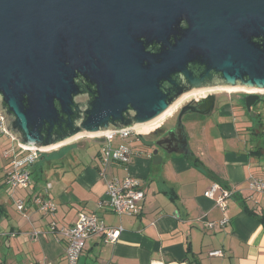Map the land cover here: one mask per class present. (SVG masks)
Masks as SVG:
<instances>
[{
  "label": "water",
  "instance_id": "water-1",
  "mask_svg": "<svg viewBox=\"0 0 264 264\" xmlns=\"http://www.w3.org/2000/svg\"><path fill=\"white\" fill-rule=\"evenodd\" d=\"M217 87L254 89L239 97L256 115L264 0H0V114L21 146L105 144L103 133ZM214 104L209 94L185 105L178 124Z\"/></svg>",
  "mask_w": 264,
  "mask_h": 264
},
{
  "label": "crops",
  "instance_id": "crops-1",
  "mask_svg": "<svg viewBox=\"0 0 264 264\" xmlns=\"http://www.w3.org/2000/svg\"><path fill=\"white\" fill-rule=\"evenodd\" d=\"M234 93H209L214 108L203 116L210 128L194 150L184 129V151L166 150L150 137L116 135L122 142L110 141L111 148L126 144L130 160H109L106 167L105 144L90 161L57 147L33 164L28 190L5 183L6 160L0 168V264H62L66 240L60 231L74 224L79 211L94 212L106 227L121 230L114 242L88 237L77 264H264V192L248 185L250 177L264 175V117L248 116ZM128 174L139 178L145 196L138 214L118 215L104 203L105 179ZM213 182L229 190L225 210L204 195ZM42 200L56 205L54 213L39 209ZM214 250L221 254L209 255Z\"/></svg>",
  "mask_w": 264,
  "mask_h": 264
},
{
  "label": "built area",
  "instance_id": "built-area-1",
  "mask_svg": "<svg viewBox=\"0 0 264 264\" xmlns=\"http://www.w3.org/2000/svg\"><path fill=\"white\" fill-rule=\"evenodd\" d=\"M245 93V92H244ZM209 95L206 93L204 96L190 98L186 101L195 102L200 101L202 98ZM177 110V109H176ZM175 110V111H176ZM174 111V112H175ZM173 112L168 115L160 124L163 125L165 120L171 116ZM0 131L10 136L15 141V146H11L4 151V158L7 160L6 169L4 170V180L10 189L27 188L30 185V169L42 153L49 152L50 150H42L39 148H28L21 146L17 140L6 130L4 118L0 114ZM127 138L134 135L145 136L147 134L138 133L136 128L124 129L118 132L108 131L102 134L106 139L104 146V159L102 165L106 167L109 160L117 161L121 164H127L130 160L131 149L126 144H120L117 148H111L110 140L114 136ZM52 150V149H51ZM105 169L100 173V177L105 178ZM106 200L105 204L111 209L112 212L118 215H136L140 211V204L144 199V192L140 187L139 178L126 175L122 179L106 178ZM249 189L254 192H264V175L262 177H250ZM229 190L222 187L218 182H213L210 187L204 192L208 198L214 199L216 205L222 210L227 208V199L229 197ZM17 209L22 211L23 204L18 203ZM39 209L44 213H54L56 205L50 200H42L39 203ZM25 215V213H24ZM228 218L220 221L221 224L227 223ZM213 225V223H208ZM55 224H51V230L55 228ZM121 228L106 227L99 216L94 213L79 211L77 218L73 225L61 229V234L66 240L65 258L62 264H77L78 259L84 248L85 240L92 234H98L102 237L103 242H114L119 235ZM220 250L210 251L209 255H220ZM48 264V263H43ZM51 264V263H50ZM150 264H185L184 262H168L153 260Z\"/></svg>",
  "mask_w": 264,
  "mask_h": 264
},
{
  "label": "rangeland",
  "instance_id": "rangeland-1",
  "mask_svg": "<svg viewBox=\"0 0 264 264\" xmlns=\"http://www.w3.org/2000/svg\"><path fill=\"white\" fill-rule=\"evenodd\" d=\"M211 92H219L217 90L215 91H211ZM211 92H207V93H211ZM254 93V92H253ZM206 94L204 93H200L197 94L198 97L199 95H203ZM235 95L241 96V94H243V92H235ZM258 95H260V100L258 101V103L253 107V112L254 113H258L259 117H264V91H260L258 92ZM190 98H193V96H189L188 98L184 99L183 101H181L180 103H178L176 106H174L166 115H164L161 119V121H163L168 115H170L173 112V116L171 119L175 118V114H176V109L180 106V104L186 100H189ZM245 110V107H243ZM175 111V112H174ZM246 112V110H245ZM247 114V113H246ZM171 117V116H170ZM170 117L167 118V120L169 121ZM166 124V128H169L170 124L173 125L174 120L171 121H167ZM181 126L183 127V129L185 130L186 134H187V143L190 149L194 150L195 145L198 144L199 142H202V139L204 137L203 135V130L206 128V126L208 128H210V124L205 122V117L203 115L198 116V117H193L190 115H186L183 117V119H181ZM264 120V119H263ZM165 122V123H166ZM144 128H149V126H144ZM213 134V133H212ZM152 133H150L149 135H146L144 137L141 138H146V137H152ZM116 136H114L115 138ZM113 138V137H112ZM121 138L116 137L115 139H111L110 141L113 140V146L117 145L118 143L122 142L120 140ZM137 139V136L136 138ZM129 140V139H128ZM132 140V139H131ZM120 141V142H119ZM76 142H79V144H76ZM71 143H75V144H71ZM70 145L68 144L67 146H64L62 148H57L59 150H64V149H69L68 151V156H73V157H80L85 158L86 160H91L94 155L97 153L98 150L101 149V147L103 146L102 143L95 141L93 138L91 137H82L79 138L73 142H71ZM11 146H15V141L12 140L10 138V136H8L5 133H2L0 131V168L3 169V167L6 164V159L4 158V151L9 149ZM105 146V145H104ZM61 147V146H60ZM51 152V151H50ZM49 153V152H46ZM44 153V154H46ZM6 168H4L5 170ZM21 189H26L28 190V188H21Z\"/></svg>",
  "mask_w": 264,
  "mask_h": 264
},
{
  "label": "flooded vegetation",
  "instance_id": "flooded-vegetation-1",
  "mask_svg": "<svg viewBox=\"0 0 264 264\" xmlns=\"http://www.w3.org/2000/svg\"><path fill=\"white\" fill-rule=\"evenodd\" d=\"M244 94L245 93H243V95ZM194 103H195L194 100L182 102L176 110L173 125H171V127H169L167 130L163 129L161 131H157V132L153 133L151 138L154 139V143H156L157 145H159L160 147H162L166 150L184 151L186 148L185 143H184V134L181 130L182 126L180 124H178V122H177V118H178L179 112L181 111V109L185 105L188 104L189 106H193ZM257 103H258V101H256L253 104L252 109ZM188 110H189V108L186 110V113L182 116V119L186 115L198 117L197 113H195V112L189 113V112H187Z\"/></svg>",
  "mask_w": 264,
  "mask_h": 264
},
{
  "label": "bare ground",
  "instance_id": "bare-ground-1",
  "mask_svg": "<svg viewBox=\"0 0 264 264\" xmlns=\"http://www.w3.org/2000/svg\"><path fill=\"white\" fill-rule=\"evenodd\" d=\"M215 90H220V91H226V92H246V93H253L256 92L254 91V89H246V88H238V87H217V88H208V89H204V90H199V91H192V92H188L186 94H184L177 102H175L164 114H162L161 116H159L158 118L138 125L136 126V130L138 133H142V134H150L152 131L158 129L160 127L161 124V119L164 115H166L174 106H176L178 103H180L181 101H183L184 99L188 98L189 96H197V94L200 93H207V92H211V91H215ZM258 92V91H257ZM205 94H203L204 96ZM144 126H149V128H144Z\"/></svg>",
  "mask_w": 264,
  "mask_h": 264
},
{
  "label": "trees",
  "instance_id": "trees-1",
  "mask_svg": "<svg viewBox=\"0 0 264 264\" xmlns=\"http://www.w3.org/2000/svg\"><path fill=\"white\" fill-rule=\"evenodd\" d=\"M256 117H259V114L258 113H256V115H255V118ZM134 136H139V137H141L140 135H134ZM146 136V135H145ZM131 137V136H130ZM144 137V136H143ZM68 145V144H67ZM67 145H65V146H67ZM70 145V144H69ZM44 153H42L41 155H43ZM40 155V156H41ZM98 155H99V153H98ZM260 220H261V222H262V224L264 225V218H260Z\"/></svg>",
  "mask_w": 264,
  "mask_h": 264
},
{
  "label": "clouds",
  "instance_id": "clouds-1",
  "mask_svg": "<svg viewBox=\"0 0 264 264\" xmlns=\"http://www.w3.org/2000/svg\"><path fill=\"white\" fill-rule=\"evenodd\" d=\"M244 93V92H243Z\"/></svg>",
  "mask_w": 264,
  "mask_h": 264
}]
</instances>
